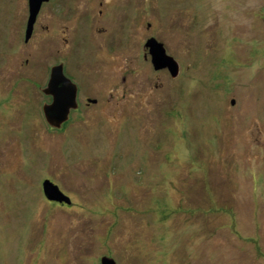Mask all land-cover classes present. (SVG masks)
I'll return each instance as SVG.
<instances>
[{
	"label": "rangeland",
	"instance_id": "1",
	"mask_svg": "<svg viewBox=\"0 0 264 264\" xmlns=\"http://www.w3.org/2000/svg\"><path fill=\"white\" fill-rule=\"evenodd\" d=\"M126 2L174 78L144 41L123 64L121 43H65L51 19L57 39L39 42L55 7L24 42L26 0H0V264H264V0ZM58 62L81 100L52 128L41 88Z\"/></svg>",
	"mask_w": 264,
	"mask_h": 264
},
{
	"label": "flooded vegetation",
	"instance_id": "2",
	"mask_svg": "<svg viewBox=\"0 0 264 264\" xmlns=\"http://www.w3.org/2000/svg\"><path fill=\"white\" fill-rule=\"evenodd\" d=\"M72 1L73 0H46L42 2L36 14L28 40L32 39V37L34 36L35 23L38 18L39 11L41 8H43V6H50L51 9H54L53 7H55L56 10V12L53 13L47 7V9L49 10V14H47V20L45 22H42L44 23V25H42V28L45 33L40 37L39 42H43L47 45H50L51 42L57 39V34H54L52 32V29H50L49 21L51 19L53 20V22L63 28L61 33L67 35V37L62 38L65 43H79L78 47H80V43L84 41H92L95 43L100 42L101 46H103V48L101 47L100 49L105 50L106 52H108V54V48L110 47L109 44H115V42L121 43L122 45L119 44L120 47L118 48V51L121 54L123 64L129 63L128 50L126 46L129 38L134 39L135 41L140 40L141 42H145L147 38L154 37L151 33L146 36L145 32L146 30H148L149 32L151 28V22L145 21L146 16L144 10L130 9L126 0H117L119 1V3H117L116 0H75L83 2L82 7L78 10L77 6L71 4ZM130 24H132L131 27ZM142 56V58L146 59V53L142 54ZM61 65L62 72L64 74V63L62 62ZM160 70L162 71L166 69ZM48 74L49 69L46 75L45 84L48 79ZM84 74L85 73L83 72L80 73L81 81L87 80L86 76L83 78ZM124 80L125 76H121V82H124ZM80 83L81 82L74 83L76 85L75 100L77 105H79V101L81 100L79 98V92L81 93ZM125 86V90L129 92L130 84L126 85L125 83ZM86 90H88V87ZM95 102L96 99L90 98L89 93H86V95L84 96V104L88 105Z\"/></svg>",
	"mask_w": 264,
	"mask_h": 264
},
{
	"label": "water",
	"instance_id": "3",
	"mask_svg": "<svg viewBox=\"0 0 264 264\" xmlns=\"http://www.w3.org/2000/svg\"><path fill=\"white\" fill-rule=\"evenodd\" d=\"M46 0H27V18L24 29V41H27L32 26L39 10L40 4ZM264 25V16L262 18ZM144 47L149 54V61L154 70L165 68L171 78L178 74L179 65L177 61L165 51L161 42L149 37L144 42ZM44 95L50 97L49 102L41 105V112L46 124L52 128H59L68 119L70 110L77 108L75 100L76 85L62 72L61 63L52 65L49 68L48 79L44 87L41 88ZM233 103V100L230 101ZM41 191L48 201L69 204L70 200L57 185L48 179L41 182ZM114 260L108 256H101L99 264H114Z\"/></svg>",
	"mask_w": 264,
	"mask_h": 264
},
{
	"label": "trees",
	"instance_id": "4",
	"mask_svg": "<svg viewBox=\"0 0 264 264\" xmlns=\"http://www.w3.org/2000/svg\"><path fill=\"white\" fill-rule=\"evenodd\" d=\"M154 38V37H153ZM155 39V38H154ZM156 40V39H155ZM156 41H158V42H161L160 40H156ZM162 43V42H161ZM163 44V43H162ZM169 55V54H168ZM171 56V55H170ZM165 69V68H164ZM178 72H179V70H178ZM66 195V194H65ZM69 198V200H70V197H68ZM57 203V202H56ZM61 204H64V203H59L58 205H61ZM70 204V203H69ZM69 204H67V205H69Z\"/></svg>",
	"mask_w": 264,
	"mask_h": 264
}]
</instances>
